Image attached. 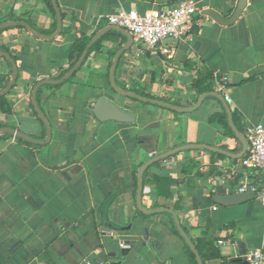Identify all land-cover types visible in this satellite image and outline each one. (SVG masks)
<instances>
[{
  "label": "crops",
  "instance_id": "obj_1",
  "mask_svg": "<svg viewBox=\"0 0 264 264\" xmlns=\"http://www.w3.org/2000/svg\"><path fill=\"white\" fill-rule=\"evenodd\" d=\"M178 1L56 0L58 8L66 10L63 35L44 39L14 26L0 34V44L17 56L19 68V77L5 94L11 112L0 111V129H15L38 140L45 139L46 129L30 108L33 81L49 79L67 66L69 48L80 32L89 41L100 31V38L105 34L100 48L89 49L70 80L41 91L48 143L29 146L12 133L4 137L9 132H0V264H189L169 216L143 217L133 199L134 167L185 144L230 154L185 149L163 158L161 167L153 170L173 180L167 204L182 199L177 215L191 237L213 238L215 245L219 239L227 241L216 245L222 258L208 264H240L238 241L247 250L264 253V205L257 198L229 206L212 199L213 194L234 193L241 183L253 181L239 163L245 151L239 155L243 144L222 101L206 96L195 110L180 112L127 97L111 86L113 58L125 47L114 71L120 89L191 107L200 95L193 82L204 62L230 84L224 91L229 103L220 92H212L223 97L243 139L246 124L264 123V0H247L240 16L228 25L202 11L209 8L227 17L238 0H194L198 12L185 38L170 41L171 59L155 50L142 51L132 36L129 42L123 32L108 29L112 25L107 16L118 8L143 12ZM10 16L44 30L56 22L44 0H0V21ZM0 74L9 83L12 67L3 56ZM102 96L133 111L134 121H98L89 107ZM216 113L234 137L222 122L209 120ZM188 159L193 164L186 174L182 168ZM157 200L154 186H144L142 206L155 208ZM104 219L126 229L104 230ZM121 241L129 245L125 253Z\"/></svg>",
  "mask_w": 264,
  "mask_h": 264
},
{
  "label": "water",
  "instance_id": "obj_2",
  "mask_svg": "<svg viewBox=\"0 0 264 264\" xmlns=\"http://www.w3.org/2000/svg\"><path fill=\"white\" fill-rule=\"evenodd\" d=\"M54 12H55V17H56V29L55 31L50 34V35H41L38 32L34 31L26 22L24 21H5L3 23L0 24V30L1 29H6L15 25H21L23 28H25L29 33H31L33 36L35 37H40V38H44V39H52L54 37H56L57 35H59L60 30H61V15H60V10L58 8V4L56 2V0H51ZM247 0H238L237 4L234 8V10L232 11V13L227 16V17H223L222 15H220L218 12L214 11L213 9H204L202 11L203 14L210 16L214 21H216L219 24L222 25H228L233 23L241 14L242 10L244 9V7L246 6ZM108 29H116L118 31L123 32L129 42L131 41V34L123 28L117 27V26H109ZM104 31H100L98 32L94 37L91 38V40L87 43V45L85 46L84 50L82 51L80 57L78 58V60L76 61V63L68 70L66 71L62 76H60L59 78L56 79H43L41 81H39L32 90V96H31V102L33 105V109L36 112V114L38 115V117L41 119V121L43 122L45 129H46V136L44 140H38V139H34L24 133H22L21 131L15 130V129H9V128H1L0 132H9L12 133L14 136L21 138L25 141H28L30 143L33 144H46L49 142V136H50V128H49V124L47 122V120L45 119L44 114L42 113V111L40 110L37 102H36V92L38 87L45 85V84H60L64 81H66L68 78H70L75 71L81 66V64L83 63L84 59L86 58L89 49L91 48V46L100 38V36L102 35ZM168 41H176L177 40H173V39H168ZM125 51V47L121 48L119 51L116 52L111 67H110V71H109V77H110V83L112 88L117 91L118 93L125 95L127 97H131L134 99H137L138 101L144 102V103H152V104H156V105H160L163 107H166L168 109L174 110V111H180V112H190L195 110L200 103L202 102V100L206 97V96H215L218 97L222 103L225 105L227 113H228V117H229V123L231 128L233 129V131L235 132V134L237 135V137L239 138V140L241 141V143L243 144V151L241 153H239V155H242L246 149V142L243 139V137L235 130L232 120L230 118V114H229V110H228V106L226 104V102L224 101L223 97L219 96L217 93L215 92H204L201 93L198 97L197 102L195 103V105L191 106V107H180L176 104L170 103V102H166L160 99H155V98H150V97H146L143 95H139L133 92H127L123 89H120L114 81V71L115 68L117 66L118 60L120 58V55ZM0 55H2L5 59H7L11 65H12V76L11 79L8 83V85L5 87V89H3L2 91H0V96L5 95L10 89L11 87L14 85V82L16 80V70L13 66V62L11 60V58L4 53L0 52ZM91 113L94 115V117L98 120V121H107V120H115V121H120V122H132L135 119V113L133 111H130L128 109H125L123 107H120L118 105H116L114 102H112L111 100L107 99L106 97H98L96 99L93 100V106L89 107ZM190 148H205L208 149L210 151H214V152H220V153H224V154H229L226 151L220 150L218 148L212 147V146H207V145H197V144H185V145H180L177 147H174L172 149H169L163 153H160L158 155H155L153 157H151L150 159H148L147 161H145L142 165H140V167L138 168V171L136 173V197H135V203H136V207L137 209L144 214H158V213H163V212H168L173 216L174 222H175V226L176 229L179 231L180 235L182 236V238L184 239L185 243L188 245V247L191 249L192 253L195 256V259L197 261V264H202L201 260L198 256V253L195 249V246L193 244V242L191 241V239L189 238L188 234L185 232V230L182 228V226L180 225V221L178 219V217L176 216L175 212L169 208L166 207H155V208H144L141 204V194L143 191V185H142V180H141V174L143 172V170L148 167L149 165H151L152 163H154L155 161H158L160 159H163L167 156H170L174 153H177L179 151L185 150V149H190ZM230 155V154H229ZM232 155V154H231ZM256 198V193L254 191L248 190V191H243V192H234V193H228V194H213L212 195V199L215 203L219 204V205H223V206H229V205H235V204H240L246 201H249L251 199ZM110 224L108 223V221L106 219H104V227L106 228V226H109ZM126 228H118L116 230H113V233H116L118 230H124ZM237 246L239 248L240 251V255L243 256L246 252H247V247L244 244V242L242 241H238L237 242ZM123 253L126 252L127 248L123 249ZM240 264H248V262L241 257V259H239Z\"/></svg>",
  "mask_w": 264,
  "mask_h": 264
},
{
  "label": "built area",
  "instance_id": "obj_3",
  "mask_svg": "<svg viewBox=\"0 0 264 264\" xmlns=\"http://www.w3.org/2000/svg\"><path fill=\"white\" fill-rule=\"evenodd\" d=\"M197 12L194 0H179L175 4H165L143 12L118 8L107 16V21L112 26L126 29L133 40L142 45V51L155 50L159 55L171 59L174 47L168 39L183 40ZM215 91L220 92L230 102L223 85L216 84ZM243 133L246 150L239 163L246 169L245 176L253 181L241 183L237 192L254 191L258 201L264 205V123L246 124ZM226 242L219 239L216 245ZM120 246L129 247L124 241H121ZM242 257L248 264H263L264 253L259 248H251ZM85 264L91 263L86 261Z\"/></svg>",
  "mask_w": 264,
  "mask_h": 264
},
{
  "label": "trees",
  "instance_id": "obj_4",
  "mask_svg": "<svg viewBox=\"0 0 264 264\" xmlns=\"http://www.w3.org/2000/svg\"><path fill=\"white\" fill-rule=\"evenodd\" d=\"M45 3L48 5V7L50 8V10L52 12H54L53 10V6L51 3V0H44ZM60 10V15H61V21L63 22V20L66 17V10H64L63 8L59 7ZM5 21H24L26 22L34 31L38 32L41 35H50L55 31L56 28V22L54 21V24L52 26V28L50 30H44V29H40L38 27H36L32 22H30L29 20L26 19H22V18H18V17H8L4 20L0 21V24L5 22ZM14 27H18V28H23L21 25H15ZM5 29H1L0 30V34L4 31ZM66 32V28L61 25V30L59 35H63ZM105 38V34L99 38L90 48V50H94V49H99L101 46V42L103 41V39ZM90 37L87 36L86 34L80 32L79 36L77 39H75L70 48H69V53H68V62H67V66L65 68L60 69V71L58 72L57 75H53L52 77H50L49 79H56L59 78L60 76H62L67 70H69L77 61V59L80 57L82 51L84 50L86 44L88 43ZM0 52L7 54L12 62H13V66L16 70V78L19 77V68L17 65V56L15 54H13L10 49L4 45L0 44ZM2 55H0L1 57ZM10 63V62H9ZM11 65V63H10ZM12 67V65H11ZM74 75V74H73ZM72 75V76H73ZM72 76L68 79L70 80L72 78ZM223 77L219 74V73H215L213 72L207 65L206 63L202 62L200 70L198 71V74L193 82V88L195 89L197 94H201L204 92H211L215 90V86L216 84H221L223 85L224 88L229 87L230 84L226 81V79H222ZM43 79H38V80H34L33 84H32V88ZM8 83V77H5L4 75L0 74V91L3 90L6 85ZM57 85L54 84H45L42 85L40 87H38L37 92H36V102L40 107V94L41 91L45 88H53L56 87ZM146 97H150V98H155L154 96L150 95V94H143ZM160 100L166 101V102H170L169 99L166 98H159ZM173 104H178V102H170ZM30 108L32 109V112L37 116L36 112L33 109V105L32 103H30ZM165 108V107H164ZM0 111L3 113H10L11 112V108L7 103L6 100V96H0ZM233 117V116H232ZM210 121H218V122H222L224 124V126H226L228 128V132L230 135H233V132L229 129L227 122L225 120L222 119V116L219 114H213L209 117ZM4 137H9L11 136L10 133H4L3 134ZM17 140L19 142H22L26 145L31 146L32 143L25 141L21 138H17ZM174 156V154L172 155ZM161 162L162 159L155 161L154 163H152L151 165H149L148 167H146L142 174H141V180H142V185L144 186H149L152 185L154 186L157 196H158V200L155 203V207H166L169 208L171 210H173L176 214V216L178 217L179 221H180V225L182 226V228L185 230V232L188 234L189 238L191 239V241L193 242L195 249L198 253V256L201 260L202 264H208V262L210 260L213 259H220L222 258L221 252L219 250V248L215 245V239L213 238H208L206 236L203 237H191L189 234V228L187 226V224L184 221H181V219L179 218V216L177 215V213L182 209L183 207V203H182V199L179 197L177 198L173 204L170 206L167 204V200L172 198V190L170 188L171 183L173 182V180L162 173H155L153 172V170L155 168H160L161 167ZM193 164V161L191 159H188L184 162L183 164V172L184 173H188L191 169V165ZM139 166L134 167L133 169V176H134V190H133V199L135 201V197H136V173L138 171ZM110 199L106 200V202L104 203V215L103 217H106V211H107V207L109 204ZM138 213H140L138 211ZM143 217L146 216L143 213H140ZM163 214H166L169 216L170 218V228L172 230V232L176 235H178L182 242H183V248H184V253L188 259L189 264H197V261L195 259L194 254L192 253L191 249L188 247V245L185 243L184 239L182 238V236L180 235L179 231L176 229L175 226V222L173 219V216L168 213V212H163ZM108 223L110 224L109 226H106V228H104V230L107 231H113L119 228L118 225L113 224L111 222L108 221Z\"/></svg>",
  "mask_w": 264,
  "mask_h": 264
},
{
  "label": "rangeland",
  "instance_id": "obj_5",
  "mask_svg": "<svg viewBox=\"0 0 264 264\" xmlns=\"http://www.w3.org/2000/svg\"><path fill=\"white\" fill-rule=\"evenodd\" d=\"M106 85H107V82H106ZM108 86V85H107Z\"/></svg>",
  "mask_w": 264,
  "mask_h": 264
}]
</instances>
